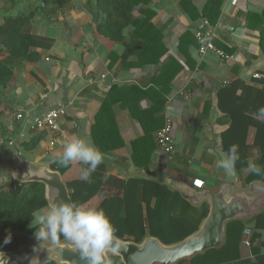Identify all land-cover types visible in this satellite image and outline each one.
<instances>
[{
  "label": "crops",
  "instance_id": "0c3cea01",
  "mask_svg": "<svg viewBox=\"0 0 264 264\" xmlns=\"http://www.w3.org/2000/svg\"><path fill=\"white\" fill-rule=\"evenodd\" d=\"M208 1L153 0L150 4L156 13L153 21L164 33L168 56L178 59L183 69L175 77L160 113L164 121L172 117L176 149L167 154L157 144L148 174L131 160V143L145 134L144 128L122 100H117L113 108L124 145L104 151L94 142L92 131L96 114L113 85L119 88L138 85L147 90L159 66L139 63V57L134 54L126 56L124 43L99 33L98 28L108 18L100 0H0V26L9 17L34 12L25 32L42 38L45 43L31 46L29 52L34 58L15 60L11 79L0 87V177L14 169L15 149L27 162L52 165L67 138L83 136L90 138L105 154L102 163L107 165L108 178H115L114 188L118 185L122 189L131 177L168 180L170 175L190 184L201 178L206 181L205 189L217 190L224 181L225 171L218 166L220 157L215 148L217 138L226 128L220 122L223 113L217 93L235 80L263 87L253 79L264 77V0H223L219 15L212 16L215 22L210 23L211 41L228 57L214 51L200 52L201 42L196 31L203 25ZM142 6L135 5L132 14L140 15ZM68 29L71 30L69 37ZM125 33L130 40L132 28ZM187 33L194 40L189 38L182 46L181 38ZM151 105L152 101L147 98L140 102L142 109ZM61 107H65L66 113L60 118L57 130L33 128L35 117ZM33 142H36L34 147L25 146ZM258 155L256 148L251 149L250 162ZM81 165L72 163L68 176L83 177ZM247 174V171L240 174L238 188L247 186L241 183V177ZM111 187L107 184L103 188L105 195L95 196L84 206L97 208ZM204 203L207 202L195 207ZM256 217L245 221L252 230L250 240L252 237L253 240L248 246L243 236L237 264L255 259L253 247L264 252V227H261L264 220ZM184 264H193L192 259L185 260Z\"/></svg>",
  "mask_w": 264,
  "mask_h": 264
},
{
  "label": "trees",
  "instance_id": "16d2710c",
  "mask_svg": "<svg viewBox=\"0 0 264 264\" xmlns=\"http://www.w3.org/2000/svg\"><path fill=\"white\" fill-rule=\"evenodd\" d=\"M50 1V0H45ZM153 0H100L108 18L98 30L101 35L125 44V55L139 57V63L158 65L159 70L153 77L152 86L142 90L138 85L119 88L113 85L106 99L96 114V123L92 131L94 142L104 151H110L124 145L114 115V103L122 100L134 116L138 118L145 134L132 143L131 160L138 168L149 173L152 153L157 146L155 132L164 125L162 113L167 96L175 77L182 71L183 64L169 55L164 44V33L153 21L155 11L150 7ZM111 2V3H110ZM113 2V3H112ZM223 0H209L204 9V19L215 22ZM59 1H56V4ZM62 4V3H61ZM112 4V5H111ZM143 4L140 15H133L135 5ZM35 15L21 14L6 19L0 26V87L7 84L13 75L15 60L34 58L29 52L31 46H41L44 40L25 32V26ZM132 28L130 40L125 31ZM194 37L187 33L181 38L180 45L187 44V39ZM264 48V42H263ZM254 82L263 87L248 85L235 80L222 86L218 93L219 109L223 113L221 124L226 128L222 132L224 149L228 152L232 145L238 146L240 159L235 166L240 174L244 173L250 162L249 151L258 150V157L251 161L264 168V77L254 78ZM137 96L136 99H132ZM147 98L152 101L149 108L142 109L140 102ZM251 134L252 137H251ZM36 144L27 143L30 147ZM52 168L64 175L73 201L86 205L97 195L107 193L103 189L111 184V191L97 207L102 208L112 219L117 231L116 236L123 240L141 242L145 236L154 235L165 243H175L194 233L209 212V204L195 207L187 202L178 191L166 184L145 177H131L121 189L113 187L115 178H108L107 165L101 163L87 178L69 177L67 172L72 164L60 166L55 160ZM84 168L86 165H81ZM255 179L264 181V173L247 174L241 177V183L248 185ZM105 195V194H104ZM48 206L45 197V185L42 182L10 181L0 185V250H18L23 245L21 233L32 236L36 229L30 227L31 213ZM256 220H264V213ZM264 227V223L261 224ZM248 222L231 221L227 229L226 243L219 248H212L192 259L193 264H237L241 258V242ZM11 234L10 243L4 239ZM255 236V235H254ZM30 238V237H29ZM253 237L251 238V241ZM63 241V239H62ZM255 259H247L244 264H264V252L253 247ZM185 261V260H184ZM184 261L178 264H184ZM112 264H122L119 256L111 254Z\"/></svg>",
  "mask_w": 264,
  "mask_h": 264
},
{
  "label": "water",
  "instance_id": "95a60500",
  "mask_svg": "<svg viewBox=\"0 0 264 264\" xmlns=\"http://www.w3.org/2000/svg\"><path fill=\"white\" fill-rule=\"evenodd\" d=\"M67 37L71 35L68 29ZM220 159L224 149L223 137L217 138L215 148ZM16 159L14 169L8 170L0 177V185L10 181L42 182L45 185V197L48 205L53 202H74L67 181L60 170L49 164L30 163L20 157L18 149L14 150ZM225 178L217 190L198 189L193 184L182 182L168 175L167 178H153L156 182L166 184L170 189L179 191L194 206L203 202L209 204V212L199 228L186 238L175 243H165L154 235H147L141 242L123 240L121 251L107 252L106 260L111 263V254L120 257L122 264H178L212 248H219L226 243L227 229L231 221H247L260 214L264 208V181L255 179L244 188H238L240 174L236 168L225 170ZM166 182V183H165ZM185 183V184H182ZM46 248H53L45 241ZM36 240L24 243L18 250H0V264H84L79 253L74 251L70 241H62L59 249L51 254L56 262L48 260L49 252Z\"/></svg>",
  "mask_w": 264,
  "mask_h": 264
},
{
  "label": "clouds",
  "instance_id": "9594fccd",
  "mask_svg": "<svg viewBox=\"0 0 264 264\" xmlns=\"http://www.w3.org/2000/svg\"><path fill=\"white\" fill-rule=\"evenodd\" d=\"M218 166L230 170L235 167L240 159L238 146L232 145L228 153H222ZM105 154L96 147L90 138L79 136L69 137L63 144V151L57 153L54 160L60 166L79 162L87 167L83 176L87 179L104 161ZM247 172L261 175L264 168L249 162ZM30 227L35 228L36 240L41 247L47 241L53 248H46L49 252L48 260L55 261L51 254L59 249L62 239L74 245V251L79 253L84 264H109L106 255L109 250L113 253L121 251L124 247L116 237V227L102 208H90L75 202H53L46 207H41L31 213ZM11 234L5 237L4 243H10Z\"/></svg>",
  "mask_w": 264,
  "mask_h": 264
},
{
  "label": "built area",
  "instance_id": "2783aa9c",
  "mask_svg": "<svg viewBox=\"0 0 264 264\" xmlns=\"http://www.w3.org/2000/svg\"><path fill=\"white\" fill-rule=\"evenodd\" d=\"M212 28L210 22L204 19L203 25L196 31V37L199 39L200 43V52L206 53L207 51H214L219 54L221 57H228L222 50L218 49L212 40ZM66 113L65 107H61L58 109H51L47 111L45 114L39 117H35L33 128L37 129H52L57 130L59 128V120ZM19 117L22 114L18 115ZM173 120L171 116L166 118L165 124L155 132V137L158 146L167 154H171L175 151L176 146L173 139ZM13 144V142H10ZM193 185L198 189H203L206 186V181L197 178L194 180ZM252 230L247 228L244 231V243L246 245H251L250 235Z\"/></svg>",
  "mask_w": 264,
  "mask_h": 264
},
{
  "label": "rangeland",
  "instance_id": "374dc122",
  "mask_svg": "<svg viewBox=\"0 0 264 264\" xmlns=\"http://www.w3.org/2000/svg\"><path fill=\"white\" fill-rule=\"evenodd\" d=\"M20 237H21V240H23L24 243L31 242L32 240L35 239V235L34 234L32 236H29L30 238L27 237V232L21 233V236Z\"/></svg>",
  "mask_w": 264,
  "mask_h": 264
}]
</instances>
